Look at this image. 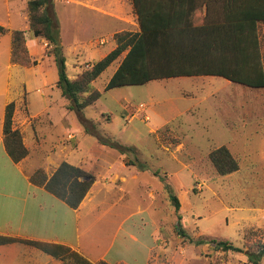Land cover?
I'll list each match as a JSON object with an SVG mask.
<instances>
[{"label": "rangeland", "instance_id": "374dc122", "mask_svg": "<svg viewBox=\"0 0 264 264\" xmlns=\"http://www.w3.org/2000/svg\"><path fill=\"white\" fill-rule=\"evenodd\" d=\"M14 4L11 27L17 28L21 22ZM193 19L200 23L203 18L194 13ZM115 27L110 24L108 32L95 33L105 40L95 46L68 44L70 33L64 32L61 55L69 78L114 48V33L109 35V31ZM138 30L137 22L128 31ZM259 35L264 63L263 26ZM29 46L36 64L30 68L14 65L9 71V92L0 95V114L5 97L14 103L12 128L20 132L28 152L21 160L23 168L31 173L41 167L48 175L65 160L95 175L116 173L115 185L122 184L121 176L127 177L122 186L125 194L114 187L95 193L93 201L102 203L101 208L106 209L118 196L125 204L111 207L104 217L92 213L82 218V224L92 226L85 233L87 240L112 234L120 218L130 213L127 224L135 223L141 234L149 235L156 220V246L149 264H251L246 253L264 239V88L246 87L216 75H197L104 90L122 53L91 82L90 89L101 95L81 111L86 125L79 113L67 108L68 98L55 86L58 65L51 47L45 53L40 39ZM2 71L5 76L7 69ZM246 104L249 108L243 109ZM38 114L41 119L29 117ZM110 139L134 146L135 151L122 153L108 144ZM222 145L239 166L225 175L218 174L208 158L211 150ZM135 158L146 167L132 177L128 171L136 166L122 164L127 159L137 163ZM164 182L179 198L178 220ZM144 206L151 214L138 213ZM183 233L193 239L228 240L243 251L222 250L210 241L197 245ZM117 249L118 241L111 252ZM21 250L14 251L17 262L23 257ZM136 250L131 243L127 253L141 264L144 259Z\"/></svg>", "mask_w": 264, "mask_h": 264}, {"label": "trees", "instance_id": "16d2710c", "mask_svg": "<svg viewBox=\"0 0 264 264\" xmlns=\"http://www.w3.org/2000/svg\"><path fill=\"white\" fill-rule=\"evenodd\" d=\"M51 1H27L28 30L34 37L51 46L50 50L58 65L56 87L68 98L67 108L75 110L80 117L81 111L101 95L97 89H90L91 82L122 53L124 55L106 82L104 90L144 84L154 79L197 75H216L249 87H264V63L257 29L258 22L264 21V0H252L244 8L239 7L240 4L234 0H226L222 17L216 18L209 13L200 23H194L193 14L203 3L210 7L212 0H132L139 30L115 32L112 35L114 48L73 79L65 72V58L61 55L60 34ZM7 32L11 36V63L21 67L34 65L36 61L31 59L25 43L26 30L9 29L0 25V35ZM13 110L14 103L11 101L5 106L3 143L7 155L18 163L28 152L20 132L12 128ZM39 118L40 116L33 117L34 120ZM81 120L87 125V120L82 117ZM99 143L106 142L100 138ZM108 144L122 153L135 151L134 146L121 145L112 139L108 140ZM208 158L220 175L232 173L239 168L237 159L225 145L211 150ZM135 160L137 163L127 159L125 164L135 165L138 170L143 171L146 166L138 158ZM28 179L75 209L88 193L94 176L80 166L63 160L50 174L47 175L39 167L28 173ZM164 189L174 205L178 220L179 198L168 182H164ZM177 225L180 226V223L177 222ZM182 235L187 236L185 233ZM187 237L197 245L210 241L222 250L243 251L228 240ZM11 243L34 247L61 260L62 264H109L104 260L92 262L62 243L0 233V245ZM254 246L255 249L246 254L251 264H258L264 254V239L258 240ZM150 260L151 258L147 264Z\"/></svg>", "mask_w": 264, "mask_h": 264}, {"label": "crops", "instance_id": "0c3cea01", "mask_svg": "<svg viewBox=\"0 0 264 264\" xmlns=\"http://www.w3.org/2000/svg\"><path fill=\"white\" fill-rule=\"evenodd\" d=\"M27 1L28 0H0V25L9 29L26 30L25 43L27 49L31 58L37 62L32 56L29 44L34 42V39L39 38L34 37L28 30L26 13ZM13 2L18 11V22H21V25L17 28L11 27ZM225 2L226 0H212V5L210 7H206V4L203 3V5L198 7L195 13L201 18H204L209 13L216 18L222 17L224 14L223 4ZM234 2L240 4L238 5L239 7L244 8L245 6L247 7V3H251L252 0H234ZM51 8L54 20L59 29L60 43L63 42L64 32L67 31L70 33L68 44H80L81 46L86 45L85 43L93 46L101 45V42L105 40L102 37L95 36V33L108 32V26L114 24L117 27L109 31V35H112L121 30H129L131 24L134 25L138 22L132 0H52ZM239 10L241 11L243 9ZM260 26L264 27V21L258 22V33H260ZM40 40L43 43V51L45 53L48 52L51 46L42 39ZM10 51L11 36L10 33L7 32L0 35V82L2 83L0 95L8 94L10 84L9 71L16 65L10 61ZM4 67L7 69L5 76L2 71ZM9 102H11L10 99L5 97L2 101L3 111L0 114V164L2 166L0 167V233L62 243L78 251L92 262L104 260L109 264H118L120 262L124 264H140L134 263L137 259L129 257L127 253L131 248V243H133V245L136 246V251H139L142 259H144L141 264H147L156 246L154 237V233L157 229L156 220L152 222L153 229L150 230L149 235L141 234L134 228L133 225H135V223H132V225L127 224L130 215H132L128 213L120 218L112 234H106L97 238L90 237L89 240H87L85 233L90 230L92 226L88 222H86L85 225L81 223V219L86 218V215L93 213L97 218L104 217L111 207L124 205L125 201L119 196L118 199L111 201L106 209L100 207L102 203L94 202L93 199L95 198V193L103 187L106 190L114 187L121 194H125L122 186L126 183L127 177L121 176L122 184L115 185V179L118 176L116 173H110L107 177L89 172L91 175L95 176L94 180L88 193L75 209L66 205L42 186L31 183L28 179L27 171L23 168L24 165H22V162H13L5 151L3 143V117L5 106ZM242 108L247 109L249 106L246 104L242 106ZM36 116L40 115H29V117ZM101 146H104V144ZM59 163L56 164L54 168H56ZM125 165L124 162L122 167H126ZM138 171L141 170H135V168H133L128 172L130 176L136 177ZM99 176L104 177L105 180H101ZM98 207L100 208L98 209ZM84 208L86 211L83 212L82 210ZM96 210H98L97 213H94ZM144 212H149L151 214V211L145 206L138 210L140 215ZM142 222L145 223V221ZM117 241L118 249L115 253H112L111 251ZM19 244L29 248H20V246H18ZM18 249H23L21 250L23 257H21L19 262H17V258L13 255L14 251ZM0 264H62V262L34 247L22 243H11L0 245Z\"/></svg>", "mask_w": 264, "mask_h": 264}, {"label": "built area", "instance_id": "2783aa9c", "mask_svg": "<svg viewBox=\"0 0 264 264\" xmlns=\"http://www.w3.org/2000/svg\"><path fill=\"white\" fill-rule=\"evenodd\" d=\"M260 264H264V254H263V256H262V259H261Z\"/></svg>", "mask_w": 264, "mask_h": 264}]
</instances>
